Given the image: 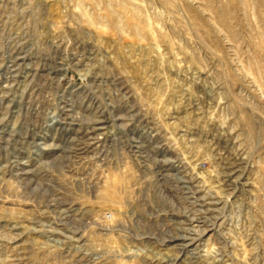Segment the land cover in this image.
Instances as JSON below:
<instances>
[{"label":"rangeland","instance_id":"374dc122","mask_svg":"<svg viewBox=\"0 0 264 264\" xmlns=\"http://www.w3.org/2000/svg\"><path fill=\"white\" fill-rule=\"evenodd\" d=\"M0 264H264V0H0Z\"/></svg>","mask_w":264,"mask_h":264},{"label":"bare ground","instance_id":"6f19581e","mask_svg":"<svg viewBox=\"0 0 264 264\" xmlns=\"http://www.w3.org/2000/svg\"><path fill=\"white\" fill-rule=\"evenodd\" d=\"M51 148H52V149H54V150H58V148H57V147H54V146H53V147H51ZM58 151H59V150H58ZM182 240H184V238H183ZM182 240H177V242H180V243H181V242H182Z\"/></svg>","mask_w":264,"mask_h":264}]
</instances>
